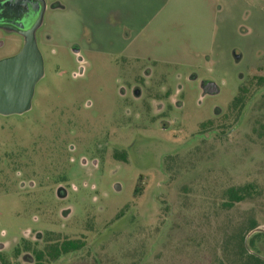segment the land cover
<instances>
[{
  "label": "rangeland",
  "instance_id": "1",
  "mask_svg": "<svg viewBox=\"0 0 264 264\" xmlns=\"http://www.w3.org/2000/svg\"><path fill=\"white\" fill-rule=\"evenodd\" d=\"M47 1L62 8L38 32L44 76L32 107L0 115L6 261L31 264L9 251L41 231L40 249L84 242L52 264H235L240 235L252 223L264 230V0ZM0 42V60L22 47ZM142 69L154 78L134 104L129 83ZM192 75L220 93L203 97ZM156 86L180 90L166 130L145 107ZM244 186L251 194L226 207Z\"/></svg>",
  "mask_w": 264,
  "mask_h": 264
},
{
  "label": "flooded vegetation",
  "instance_id": "2",
  "mask_svg": "<svg viewBox=\"0 0 264 264\" xmlns=\"http://www.w3.org/2000/svg\"><path fill=\"white\" fill-rule=\"evenodd\" d=\"M0 35L7 38L10 42L19 41L22 42V47L25 42V36L24 33H28L33 28V32L37 41L38 32L42 27L43 19L45 14L50 10H59L62 8V5L57 2H49L47 0H30L31 2H28V0H22L21 3L17 2L16 0H0ZM2 16H6L8 21H4V19H1ZM44 40H50V37H45ZM3 46V43L0 42V47ZM21 47V49H22ZM20 49V50H21ZM20 50L17 52L19 53ZM72 52L75 56V58L78 60V66H79V73L75 74V77L83 76L85 72L84 67V60L81 55V50L75 47L72 49ZM16 53V54H17ZM15 54V55H16ZM14 56V55H13ZM237 63L240 62V59L237 58ZM154 76L150 70H141V75L138 77V79H134L132 83H129V90L131 93V102L132 103H142L144 101V97L146 96V88H149L152 83ZM239 79H241V75L239 76ZM191 82H198L200 92L202 93L203 97H216L220 93L219 87L215 84L214 87L211 86V84H214L211 80H201L197 77V75H192L190 77ZM157 84V83H156ZM159 84V83H158ZM159 85H163V83H160ZM212 88H216L218 91L215 93L211 92ZM156 91L150 94L149 101L145 103L146 111L153 113L156 117H160L162 128L166 130L170 125L172 120L169 119V113L170 111L175 109H181L183 107L182 102L179 100L178 95L180 94V90H177L176 92H173L172 90H168L165 87H155ZM125 92V91H124ZM173 93V95H172ZM222 112V109L220 107L215 106L213 115H219ZM2 116V115H1ZM159 121V119H158ZM14 153L11 154V156ZM118 154H116L115 157H117ZM125 159V156L123 157ZM15 157H11V165H15ZM126 160V159H125ZM84 165H89L90 163L86 160L83 161ZM93 166H98V162L91 163ZM21 176V175H20ZM26 184H23V187L25 188ZM119 189V186H117ZM57 196L60 200H64L67 197V193L64 188L60 187L57 190ZM71 210H63L62 215L63 217H66L67 214H69ZM28 231V230H27ZM30 231V230H29ZM48 232L47 235L49 236V232L54 233V231H46ZM26 236L27 232H23L22 236ZM45 234L40 231V233L37 231L35 236V242H29L25 240V238H22L24 240H20L18 243L21 245L18 247L16 244L15 248L9 253H12V255L15 254L16 257H20L21 254H23V260L27 261L31 264H37V259L35 255V250L40 249L39 248V242L44 241ZM46 241L48 239L46 238ZM45 243L48 245V242ZM63 242V241H62ZM53 243V242H51ZM6 245H0V264H11L10 262L6 261L4 252L7 250ZM46 247V246H45ZM44 249V248H42ZM14 252V253H13Z\"/></svg>",
  "mask_w": 264,
  "mask_h": 264
},
{
  "label": "water",
  "instance_id": "3",
  "mask_svg": "<svg viewBox=\"0 0 264 264\" xmlns=\"http://www.w3.org/2000/svg\"><path fill=\"white\" fill-rule=\"evenodd\" d=\"M16 1L21 3L22 0ZM1 19L8 21L6 16H2ZM33 30L34 28L24 33L25 42L19 53L0 60V115L2 116L23 115L30 111L36 85L44 76V60ZM211 86L214 87L215 84ZM217 91L216 88L211 89L212 93ZM256 233H264V230L256 228L248 234L245 239L247 250H249L250 237ZM249 252L252 253L250 250ZM259 257L264 260V257Z\"/></svg>",
  "mask_w": 264,
  "mask_h": 264
},
{
  "label": "trees",
  "instance_id": "4",
  "mask_svg": "<svg viewBox=\"0 0 264 264\" xmlns=\"http://www.w3.org/2000/svg\"><path fill=\"white\" fill-rule=\"evenodd\" d=\"M249 91L247 88H243L241 93L236 99V107L243 109L248 101ZM252 186H244L241 188H233L227 192V197L229 201L226 203V207H233L235 203H240L244 201L248 195L251 194ZM258 226L256 223H252L246 232L240 235V245L238 243V255L236 258L237 262L235 264H264V260L259 256L264 257L261 251L256 250L257 240L264 243V233H256L249 240V250L244 245L245 237L248 232L256 229ZM84 242L80 240H64L63 242L55 241L50 243L44 249H36L35 255L37 259V264H52L59 260L61 257L66 256L71 253H76L83 249Z\"/></svg>",
  "mask_w": 264,
  "mask_h": 264
}]
</instances>
